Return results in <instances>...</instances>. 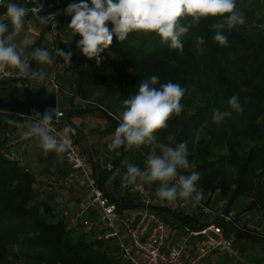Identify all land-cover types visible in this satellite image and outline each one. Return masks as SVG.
<instances>
[{"label":"trees","instance_id":"1","mask_svg":"<svg viewBox=\"0 0 264 264\" xmlns=\"http://www.w3.org/2000/svg\"><path fill=\"white\" fill-rule=\"evenodd\" d=\"M46 2L37 14L29 12L25 22L45 14H55L57 8L50 6L53 0ZM236 5L248 23L231 31L225 28L223 32L228 37V45L224 47L213 40L215 30L212 26L222 19L217 17L202 20L181 37L184 45L182 53L170 49L168 43L161 44L154 34H130L124 42H118L114 37L112 44L100 53L99 62L96 58L89 60L78 53V36L69 44V50L73 52L71 60H77L75 87L79 94H84L90 83L100 85L111 82L118 94L128 98L138 90L142 80L152 75L158 76L160 83L179 82L186 90L181 100L183 110L170 118L165 129L190 107L192 101L187 92L192 88L205 91L204 84L213 82L207 88L213 97L209 107L214 105L220 111L229 110L228 99L237 95L243 112H233L225 121L231 126L232 137L243 136L254 140L255 144L241 157L229 148V154L219 158L220 165L226 162L236 168L233 188L218 178L220 173L216 164L200 158L205 155L203 152L210 143L229 145L226 142L228 134L208 131L209 138L202 142L203 149L200 153L191 154L190 160H201L198 169L203 193L219 190L221 197L227 199L226 212L237 198H246L249 205L244 210H258L264 216V0H236ZM4 11L1 7L0 15ZM200 36L205 38L204 44L199 43L197 38ZM0 87H7L6 82H0ZM258 104L262 105V113ZM91 111L93 109L73 108L61 113L63 120H69V117ZM210 116H197V121L192 123L198 126ZM259 117H262L261 123L257 122ZM20 118L16 114L0 112V134L9 127H15L8 123L9 120L19 123ZM2 144L3 141L0 143V264H16L17 261L21 264H127L118 255L115 256L116 250L110 248L109 243L94 241L84 235L74 239L65 230L64 223L58 221L50 205L36 199L31 187L33 177L25 173L18 163L1 154ZM120 151H124L123 148ZM106 174L103 171L96 177V183L102 188ZM110 198L119 208L128 209L134 205V199L128 195ZM156 211L178 225L192 228L199 224L195 217L160 209ZM242 239L264 245V237L238 232L236 242Z\"/></svg>","mask_w":264,"mask_h":264},{"label":"clouds","instance_id":"2","mask_svg":"<svg viewBox=\"0 0 264 264\" xmlns=\"http://www.w3.org/2000/svg\"><path fill=\"white\" fill-rule=\"evenodd\" d=\"M0 7L5 9L0 15V76L15 73L19 77L43 82L48 75L45 65H52L58 58L70 64L71 50L57 47L50 52L37 47L26 57L29 41L25 39L20 45L14 42L24 27V18L29 12L37 14L40 11L38 7L29 8L14 0H0ZM64 15L71 17L66 26L71 36L79 37L76 42L78 53L89 60L96 58L98 62L100 53L112 44L114 37L118 42H124L130 34H154L161 44L168 43L170 49L182 53L184 45L181 37L204 19L222 18L221 22L212 26L215 30L213 40L222 47L228 45V37L223 30L231 31L245 23L244 14L237 10L236 0H78L64 9ZM50 19H54V14L39 17L41 24L48 23ZM6 21L10 22L11 31ZM197 39L200 44L205 43L203 36ZM32 62H35V68ZM185 91L178 83H160L156 75L142 80L138 90L122 102L119 124L108 149L139 151L142 146H148L143 167L131 162L127 164L121 188L134 185L142 189L155 183L159 185L155 189L159 200L179 201L181 206L191 205L194 208L203 199V191L198 188L199 171H191L187 175L181 171L196 167L188 160L187 143L173 145L159 141L155 135L168 126L173 115L182 112L181 100ZM227 104V111L213 110L211 119L214 124L222 123L233 112H243L237 95L231 96ZM57 112L56 107L46 108L43 112L35 111L34 119L26 130L22 123L12 120L8 123L20 130L21 139L35 138L45 157L49 153L63 156L72 149L74 129L66 124L62 133L57 134L52 127L58 119ZM167 140L173 141L175 137L168 136Z\"/></svg>","mask_w":264,"mask_h":264},{"label":"built area","instance_id":"3","mask_svg":"<svg viewBox=\"0 0 264 264\" xmlns=\"http://www.w3.org/2000/svg\"><path fill=\"white\" fill-rule=\"evenodd\" d=\"M14 2L25 3L30 6L29 8L38 7L41 11L46 0H14ZM49 15L53 14H45L42 17ZM55 18L56 14H54ZM54 19L46 23L52 35V51L61 47L63 38L58 32ZM72 65V62L65 63L62 58H58L52 65L44 66L48 74L45 80L50 92L56 94L57 100L61 94L57 82L58 76ZM25 79L27 78L19 77L15 73L0 76V82L6 83ZM20 117L27 122H32L34 119ZM65 125L64 120L58 118L52 127L59 134L62 133ZM71 127L74 129L71 135L73 146L70 153L62 156L68 166V172L39 176V182L45 189L44 193L48 195L76 188L83 196L73 210L63 213L68 231H78L94 241L109 243L127 264H207L208 258L212 255L235 259L238 232L264 237V226L261 230L247 229L231 210L225 211L227 201L222 199L214 207L213 198L209 194H203V199L193 208L191 205L181 206L182 202L179 201L173 203L159 200L155 196V189L159 185L156 187L145 185L142 189L130 185L128 188H123V191L134 199L135 207L119 208L96 183V178L93 176L96 165H99L100 170H110L112 167L109 163L104 165L95 155L85 154L78 143V130L74 126ZM7 138L8 146L17 144L15 135ZM144 156L140 167H143ZM156 209L195 217L199 220V224L192 228L178 225L176 222L172 225ZM262 224L264 225V216Z\"/></svg>","mask_w":264,"mask_h":264},{"label":"rangeland","instance_id":"4","mask_svg":"<svg viewBox=\"0 0 264 264\" xmlns=\"http://www.w3.org/2000/svg\"><path fill=\"white\" fill-rule=\"evenodd\" d=\"M73 2H78V0H53V2H51V5H50L53 8H57V11L55 13L56 18L54 19V21L56 22L58 32L63 35L61 48L66 51L69 50V44L74 41L75 37L73 38L71 36L70 30L66 28L67 24L71 20V17L64 15V9L70 3H73ZM5 23L8 24L9 31H11L10 22L6 21ZM247 23L248 22L245 20V23L243 25H239L237 27L240 28L242 26H246ZM33 31L34 32L36 31L39 33V35H41V36H38L39 43L43 42L45 48L47 46V49L50 52H53L51 49L52 35L49 33V26H47L46 24H41L38 18H31L29 21L24 23V27L22 28L21 33L29 34ZM44 31L45 33L43 34ZM71 62L73 65L71 67H67L68 69H65L63 73L60 76H58V79H57V82H58V85L61 91V94L60 96H58V100H57V110L59 112H68L70 109H73V108L85 109V110L93 109V111L91 112H86V113H90L89 117L91 118L87 120L90 123V125L93 124V125H98V127H101V124H107L108 120H110L111 122H113L112 124L114 125V128L116 129V127L119 124L120 113L123 110L122 102L124 99L127 98V96L118 94L115 91V88H112L113 86L111 82L110 83L106 82L100 85L96 83L91 85L90 83L89 87L87 88L84 94H79L78 92L76 93L75 69L77 68V60L74 59V60H71ZM176 83H179V82H176ZM6 85L7 87L5 88H8V89L17 88L20 90L23 88H29L31 90H36L39 87L44 86L46 90L49 93H51L46 80H44L43 82L39 80H37L36 82H31V79L27 78L21 81L8 82L6 83ZM210 85H213V82H206L204 84V87L206 89L205 91L196 90L198 88L190 89L187 92L188 95L191 97V101H192L190 107L182 115H180L177 118V120L173 122V124L169 128L158 131L157 133H155V135L159 141H163L165 143H170L173 145L179 142L187 143L188 160L190 162H194L196 165L194 169L181 170L183 174L187 175V174H190L191 171H199L198 168L199 166H201V160H198V159L196 160L194 158L190 160V156L193 153L196 154V152L200 153V151L203 149L204 146H202L203 144L202 142L207 141V139L209 138L208 131L213 132L215 134H224V133L228 134L229 138L228 137L226 138V142L230 143L229 145L228 144H222V145L218 144L217 145V144L210 143L208 147L205 148V151L203 152V154L205 155L202 156L200 154L201 155L200 158L207 159V161L210 163H213V165L216 164L215 167L216 168L219 167L218 172L220 173L218 175V178L222 179V181L227 186H230L232 189L233 188L232 182L236 176V168L231 164L227 165L226 162L220 165V163H218V160L219 158L226 157L229 154V148L238 157L243 156L244 153H247L248 150L251 148V146L255 144V141L249 138L243 137V136L232 137L231 136V126L227 121H225V119L222 123L218 125L214 124L211 118L207 119L206 121L201 122L198 126H195L194 123H192L193 121H197V118H198L197 116H200L203 114H205L206 116L207 114H211L210 117H212L211 112H213L214 110L213 108L218 110V108L215 107L214 105H212V107H209V104H212L213 102L211 91L207 90V88ZM0 88H4V87H0ZM245 101L248 102L249 99L245 97ZM249 104H252V103L249 102ZM258 105H259V111L261 112L262 105L261 104H258ZM20 120L21 121L19 123H22L25 125V130L28 127H30L31 122H27L22 117L20 118ZM64 122L66 121L64 120ZM257 122L261 123L262 117H259ZM83 123L86 124L85 122ZM11 135H15V142L18 145L15 144V146H11V147L7 145V141H8L7 136L11 137ZM168 136L175 137V140L168 141L167 140ZM2 141H3V144H2L1 154L9 161H14L18 163L25 173H29L33 177V183L31 184V187L35 194L36 199H38L39 201H44L48 203L50 207L53 209L54 214L56 218L58 219V221H62L65 225L66 219L63 217V213L67 210L63 206L56 208L57 206H59L60 203L54 201V198L56 195L61 196V197L63 195L65 196L72 189L68 191H63V192H59V191L54 192L50 195H48L47 193H44L45 189L43 185L39 182V176L42 174L43 175L50 174V172L46 171V168L43 167L44 166L43 163H41L42 165H39L38 167L33 168L29 162H24V160L20 159V157H22L20 154L23 153L24 149L26 150L25 148L26 146L30 148V144L38 145L36 139L35 138H29L26 140L21 139L20 130H18L16 127H9L6 131L0 134V143ZM12 148H14V150H11ZM148 150H149L148 146H142L141 150L139 151L131 150V151L118 152L116 150L115 153L112 152L113 154L112 153L111 154L114 156H116L117 154L119 156L114 158L113 163H109V161H104L102 159V163H109V165L112 167V169L110 170H105V169L100 170L102 172L105 171L107 173L106 180L104 183L105 191H108L109 193L111 191V188L115 184V182L117 183L118 187H120V191H121V189H123L121 188V178L126 172L127 164L131 162L135 165L141 166L142 156L146 155L147 153H145V151L148 152ZM23 155H26V154H23ZM29 157L30 155H28L26 158L28 159ZM56 157L57 159L60 160L58 162L59 164L58 163L56 164L57 165L56 167H59L60 165H62V158L61 156H57V155ZM116 160L117 162H120L121 164L120 169L117 170L115 173H111L114 171L113 165ZM21 163L23 164L21 165ZM93 176L96 178L98 176V172L94 171ZM200 183H201V178H200V181L198 182V188L202 190ZM156 186H158V184L154 183L152 185V187H156ZM123 194L126 195L124 191H123ZM203 194L205 195L209 194L210 196H212L213 198L212 205L214 207L222 199H224V201H227L226 198L221 197L219 190H215L213 193L204 192ZM50 196L53 198V200L48 201L45 199L46 197H50ZM248 205H249V199L237 198V200L233 203L230 210L231 212L234 213V215H237V218L240 220V222L244 226L245 225L247 226V229L251 231H253L254 229H258V230L263 229L264 225L262 224V221H263L262 212L258 210L257 211L255 210L245 211L244 209ZM166 220L170 222L172 225L173 224L175 225V221H173L171 218L167 217ZM65 230L69 232L74 239L81 236V234L78 231H72V232L68 231L66 229V225H65ZM86 237H88V239H92L89 236H86ZM250 245L251 246L245 249L247 255L251 254L253 257H255L253 253L254 254L264 253V246L258 245V244H250ZM109 247L113 249L111 245H109ZM117 255L118 254L116 253L115 256ZM237 256H238V252H237ZM16 264H21V263L17 261Z\"/></svg>","mask_w":264,"mask_h":264},{"label":"crops","instance_id":"5","mask_svg":"<svg viewBox=\"0 0 264 264\" xmlns=\"http://www.w3.org/2000/svg\"><path fill=\"white\" fill-rule=\"evenodd\" d=\"M38 36L39 35L38 32H31L29 34H24V33H20L17 37H15L14 42L17 43V45H20L21 42L25 39H27L29 41L28 46L26 47L25 50V55L26 57L28 56V53H30L34 48L37 47H41V48H45L44 43H39L38 40ZM46 38V36H45ZM46 45V43H45ZM47 49V46H46ZM30 59V57H29ZM32 66L33 68L36 67L35 62H32ZM37 80H31V82H36ZM89 114L90 113H85L83 115L80 116H72L69 117V120H65L66 122H64L65 124H69L71 126H74L77 130H78V143L82 149V151L85 154H92L95 155L97 157H99L100 161H102V159L104 161H109V163H113L114 158L119 156L116 154V156L112 155V152H116V150L118 152H121L120 149H116L114 151H110L108 149V144L111 141V137L112 134L115 131L114 125L112 124V122L110 120H108L107 124H101V127H98V125H93L87 121L89 120ZM83 122H85L86 124H84ZM18 145V144H17ZM16 145V146H17ZM15 146V145H14ZM15 148V147H14ZM14 148H12L11 150H14ZM26 150H23V153L20 154L22 157H20V159L24 160V162H29L32 167H38L39 165H42L41 163H43V167L46 168L47 172L50 173H67L68 172V166L66 165V163L62 158V165H60L59 167H56L57 163L60 161L59 159H57L55 153H49L47 157H45L42 153V150L39 148L38 145H34V144H30V148L28 146L25 147ZM112 153V154H111ZM26 154V155H23ZM30 155V157L27 159L26 157L28 155ZM24 158V159H23ZM23 163H21L22 165ZM59 164V163H58ZM106 163H104L105 165ZM118 165V167H117ZM120 162L116 163V166L113 167L114 171L111 173H115L117 170L120 169ZM95 172H98V175L100 172L99 169V165H96L94 167ZM106 179V178H105ZM119 179V178H118ZM105 185H103V190ZM117 183L115 182V184L113 185V187L111 188V191L108 193V191H105L107 193L108 196L110 197H119V196H124L125 194H123V189H121L120 191V187H118ZM46 200H53V198L50 197H46ZM83 196L81 195L80 191L76 188H73L71 191H69L65 196L63 195L58 196L56 195L54 198V201L60 203L59 206H57L56 208H59L60 206H63L66 208L67 211H71L73 210V208L75 207V204L79 201L82 200ZM122 206V205H120ZM124 209V208H121ZM250 244H258V245H262L259 243H251L247 240H240L238 242H236L235 246H236V250L238 252V256L236 257V259H228L225 256L222 255H212L208 258L207 264H264V253H258V254H254L255 257H253L251 254L247 255L246 254V248L251 246ZM264 246V245H262ZM241 248V249H240ZM244 249V251H243ZM244 253V254H243ZM246 254V255H245Z\"/></svg>","mask_w":264,"mask_h":264},{"label":"water","instance_id":"6","mask_svg":"<svg viewBox=\"0 0 264 264\" xmlns=\"http://www.w3.org/2000/svg\"><path fill=\"white\" fill-rule=\"evenodd\" d=\"M49 107L57 108V97L55 93H49L44 86L36 90L0 88V112L34 118L35 111L43 112ZM57 116L61 119L64 118V115L59 111Z\"/></svg>","mask_w":264,"mask_h":264}]
</instances>
